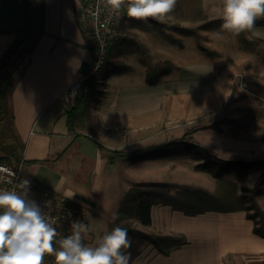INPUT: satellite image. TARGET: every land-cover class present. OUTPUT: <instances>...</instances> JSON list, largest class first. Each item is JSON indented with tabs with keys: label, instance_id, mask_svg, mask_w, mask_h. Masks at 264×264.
Returning a JSON list of instances; mask_svg holds the SVG:
<instances>
[{
	"label": "crops",
	"instance_id": "0c3cea01",
	"mask_svg": "<svg viewBox=\"0 0 264 264\" xmlns=\"http://www.w3.org/2000/svg\"><path fill=\"white\" fill-rule=\"evenodd\" d=\"M43 3L42 34L19 69L9 98V124L15 126L23 141L21 152L13 156L24 158L26 179L65 196L87 212L89 230L85 241L91 245L109 230L120 198L128 188L136 182L163 181L149 171L144 174L146 178H139L132 166L136 160L131 158L142 149L181 137L186 126L182 124L180 132L177 122L184 118L197 120L215 111L224 87L219 88L212 59L179 58L184 50H173L170 42L141 36L153 31L122 22L119 31L124 35L130 29L139 43L134 51L117 56L129 66L128 70L111 74L109 82L105 80L103 89L99 88L102 93L87 100L70 120L68 111L75 100L65 104L58 96L90 74L93 45L77 16L82 0ZM23 17L20 0H0V56ZM181 25L189 27L190 23ZM256 31L264 32V25L256 24L254 31H246L248 38L264 44V36H257ZM148 46L155 47L158 61L162 60L165 68L174 73L157 81L114 85L113 99L107 102L105 95L112 77L119 78L130 71V57L145 52ZM157 67L147 64L144 68ZM4 131L0 130V134L6 138ZM4 155L6 151L0 149V156ZM70 193L75 195L69 198ZM135 226L145 231L182 233L187 243L169 255L159 254L148 244L130 264H264V237L254 233V221L243 210L190 216L170 205L158 204L151 208L149 225L135 222Z\"/></svg>",
	"mask_w": 264,
	"mask_h": 264
},
{
	"label": "trees",
	"instance_id": "16d2710c",
	"mask_svg": "<svg viewBox=\"0 0 264 264\" xmlns=\"http://www.w3.org/2000/svg\"><path fill=\"white\" fill-rule=\"evenodd\" d=\"M20 1L24 8L23 22L0 56V125L9 117V98L18 71L29 59L43 31L45 13L43 0ZM164 19H172L176 23L168 20H138L130 18L126 14L119 23L126 22L129 27L145 31H162L168 28L186 33L190 29L180 25L182 21L200 22V28H210L218 22L217 19L208 18L204 11L203 0H176L174 10ZM256 24L264 25V18L258 19ZM138 47L139 43L136 39L128 35H119L108 42L106 60L103 66L95 75L88 78V91L74 99L75 104L68 111V119L73 120L78 109L83 104H87V100L90 98L95 99L102 93L99 89L100 83H104L100 80L101 74H105L106 77L128 70L129 66L118 60L117 56L121 53L132 52ZM258 98L261 99L262 97ZM8 138L6 136V139ZM3 148H5L4 141L0 138V149L4 150ZM140 151V155L136 154L131 159L189 157L195 161V169L207 171L212 175L216 181V189L207 191L199 187H185L173 192L169 183L164 181H141L128 188L120 198L116 210L117 218L110 224L109 230L116 226L127 229L131 240V247L126 250L131 253L129 264L148 244L153 245L159 254L169 255L174 249L187 243L186 236L182 233L145 231L135 226V222L149 225L151 222V208L158 204L170 205L172 209L182 211L190 216L207 211L230 212L243 210L254 221V233L264 237V210L255 202L254 198L257 194L263 192L264 157L252 161L222 158L203 145L182 137ZM15 152L16 150L12 147L9 152H6V155L0 156V161H3L4 157H6V160L15 157L13 156L16 155ZM20 157L18 155L15 159ZM259 169H262L260 180L250 190L249 194H241L238 190V184L228 178L231 175L248 174Z\"/></svg>",
	"mask_w": 264,
	"mask_h": 264
},
{
	"label": "rangeland",
	"instance_id": "374dc122",
	"mask_svg": "<svg viewBox=\"0 0 264 264\" xmlns=\"http://www.w3.org/2000/svg\"><path fill=\"white\" fill-rule=\"evenodd\" d=\"M203 5L208 18L218 20L212 27L200 28V22L186 21V23H190L189 27L185 26L190 29L186 33L165 28L162 31H153L149 34L142 33L141 36L160 40V42H170L173 50H184L182 56L178 55L179 58L200 57L212 59L215 63L219 88L224 87V90L220 91L218 108L215 111L204 113L197 120L190 121V118H184L178 121L180 132L183 125L186 126L181 137L203 145L222 158L244 161L263 158L264 44L249 39L246 31L239 35H233L222 30V21L217 18L219 0H203ZM164 20L176 23L172 19ZM125 32L124 35L131 36L133 31L128 29ZM120 34L123 35V32H120L117 27L115 37ZM155 47L148 46L145 52L130 57V71L119 78L112 77L110 89L106 93L108 95H105L107 102H111L113 99L112 88L114 85L130 81H157L169 72L174 73L173 69L165 68L167 66H164L165 63L162 60L158 61ZM193 47H196L197 50L194 51ZM147 64L150 66L157 64L159 67L145 70L144 67ZM106 77L107 79L105 74H101L100 80L104 83H100L99 88L103 89L105 80L107 83L111 79V75ZM0 130L1 132L5 130V135L9 137L6 139L1 133L0 138L3 139L5 145L3 149L9 152L14 147L15 153H20L23 141L15 126L9 124V117L4 124L0 125ZM138 155L140 154L138 153ZM135 163L137 164L132 166L139 178H146L147 176L144 174L147 175L149 171L153 176H158L161 180L169 183L173 192L185 187H199L207 191L216 189V181L212 175L207 171L195 169V161L189 157L181 156L167 161L159 158H155L154 161L136 159ZM261 171L262 169L248 174L239 173L228 176V178L238 184V190L241 193L249 194L250 190L259 182ZM262 187L263 192L254 198L255 202L264 210V183Z\"/></svg>",
	"mask_w": 264,
	"mask_h": 264
},
{
	"label": "clouds",
	"instance_id": "9594fccd",
	"mask_svg": "<svg viewBox=\"0 0 264 264\" xmlns=\"http://www.w3.org/2000/svg\"><path fill=\"white\" fill-rule=\"evenodd\" d=\"M175 5L176 0H98L97 14L102 6L110 16L163 21ZM217 18L225 32H252L256 21L264 18V0H219ZM255 34L264 36V32ZM11 176V187L0 188V264H45V256H51L54 264H129L127 229L116 226L86 245L88 226L74 220L70 234L61 235L46 219L41 205L30 198L31 181L16 178L15 173ZM116 218L114 214L113 220Z\"/></svg>",
	"mask_w": 264,
	"mask_h": 264
},
{
	"label": "built area",
	"instance_id": "2783aa9c",
	"mask_svg": "<svg viewBox=\"0 0 264 264\" xmlns=\"http://www.w3.org/2000/svg\"><path fill=\"white\" fill-rule=\"evenodd\" d=\"M98 0H82L78 9V20L86 30L87 36L93 45L94 59L89 75L83 76L60 93L58 99L68 104L78 95L86 93L89 89L88 78L94 75L106 60L108 42L116 36L117 25L124 17L110 16L108 11L101 6L97 14ZM24 158L0 161V188H10L8 183L12 173L16 178L23 176ZM31 181V180H30ZM30 198L41 205L46 219L57 229L61 235L70 234V225L74 220H80L88 226L87 212L79 205L48 188L38 186L31 181ZM85 238H86V234ZM86 239L84 243L86 244ZM45 264H54L51 256H45Z\"/></svg>",
	"mask_w": 264,
	"mask_h": 264
}]
</instances>
